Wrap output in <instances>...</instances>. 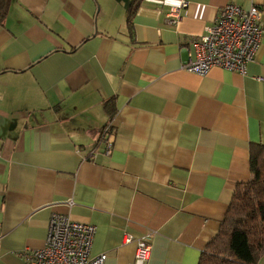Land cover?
Returning <instances> with one entry per match:
<instances>
[{"label":"crops","instance_id":"1","mask_svg":"<svg viewBox=\"0 0 264 264\" xmlns=\"http://www.w3.org/2000/svg\"><path fill=\"white\" fill-rule=\"evenodd\" d=\"M12 0L0 21V264H25L53 212L94 225L90 255L197 264L264 144V0ZM236 3L261 10L244 74L185 69L191 41ZM110 124L112 151L100 129ZM99 141V142H98ZM72 199L73 204L67 201ZM256 264H264V253Z\"/></svg>","mask_w":264,"mask_h":264},{"label":"built area","instance_id":"2","mask_svg":"<svg viewBox=\"0 0 264 264\" xmlns=\"http://www.w3.org/2000/svg\"><path fill=\"white\" fill-rule=\"evenodd\" d=\"M166 3V22L176 25L187 1L169 0ZM261 32V10L258 6L252 4L245 9L233 2L226 3L204 32L191 41L192 51L185 69L204 75L212 66H219L244 74L247 63L254 58ZM100 131L104 153L109 155L113 143L112 127L105 124ZM67 203L72 205V199ZM94 233V225L54 212L49 217L43 246L29 250L25 264H104L105 253L90 255ZM132 240L135 241L134 264H147L150 244L143 237L134 238L130 233L124 235V242Z\"/></svg>","mask_w":264,"mask_h":264},{"label":"trees","instance_id":"3","mask_svg":"<svg viewBox=\"0 0 264 264\" xmlns=\"http://www.w3.org/2000/svg\"><path fill=\"white\" fill-rule=\"evenodd\" d=\"M11 1L0 0V21L6 15ZM138 1L131 0L129 3L127 26L131 24ZM262 253L264 144L256 143L250 146V178L235 186L219 228L201 251L197 264H256Z\"/></svg>","mask_w":264,"mask_h":264},{"label":"rangeland","instance_id":"4","mask_svg":"<svg viewBox=\"0 0 264 264\" xmlns=\"http://www.w3.org/2000/svg\"><path fill=\"white\" fill-rule=\"evenodd\" d=\"M165 21H166V19H165ZM69 205V204H68ZM54 213V212H53ZM52 214V213H51ZM50 217V216H49ZM72 220V219H71ZM49 221V220H48ZM132 235V234H131ZM133 236V235H132ZM135 238V237H134ZM137 238V237H136ZM139 238V237H138ZM132 241H134V240H132ZM135 242V241H134Z\"/></svg>","mask_w":264,"mask_h":264}]
</instances>
